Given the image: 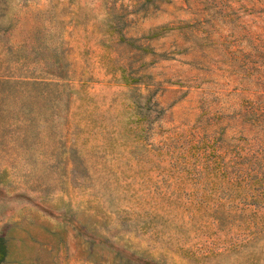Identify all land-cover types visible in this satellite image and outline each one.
<instances>
[{"label": "rangeland", "instance_id": "374dc122", "mask_svg": "<svg viewBox=\"0 0 264 264\" xmlns=\"http://www.w3.org/2000/svg\"><path fill=\"white\" fill-rule=\"evenodd\" d=\"M0 264H264V0H0Z\"/></svg>", "mask_w": 264, "mask_h": 264}]
</instances>
